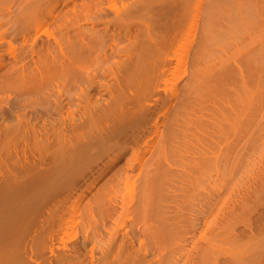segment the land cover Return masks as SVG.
I'll return each instance as SVG.
<instances>
[{"label":"bare ground","instance_id":"1","mask_svg":"<svg viewBox=\"0 0 264 264\" xmlns=\"http://www.w3.org/2000/svg\"><path fill=\"white\" fill-rule=\"evenodd\" d=\"M258 156L264 0H0V264H223Z\"/></svg>","mask_w":264,"mask_h":264},{"label":"rangeland","instance_id":"2","mask_svg":"<svg viewBox=\"0 0 264 264\" xmlns=\"http://www.w3.org/2000/svg\"><path fill=\"white\" fill-rule=\"evenodd\" d=\"M132 0H129L131 2ZM192 74V52H190L185 60V62L181 65L180 68L174 69L173 76L170 79L175 81L174 91L177 93H181L184 85L188 81L189 77ZM257 147L260 148L261 142L257 143ZM123 162L120 164L122 165ZM119 165V166H120ZM118 166V167H119ZM117 167V168H118ZM256 172L254 178H248L247 174L244 171L241 172L240 175V183H241V196L243 199V207L241 209L242 214L238 221V223L234 226V232L232 238L226 240L224 244V250L220 255V263L223 264H236L238 255V251L245 250L249 245L258 241V239L250 240V229L245 223L249 220L250 224L253 225L255 229L263 228V220L264 217V157L256 158ZM116 168V169H117ZM115 169V170H116ZM114 170V171H115ZM114 171L110 174L113 175ZM248 184V185H247ZM103 185V183H101ZM100 185V186H101ZM250 185V186H249ZM84 211H81V215L79 217V225L77 226V239L81 241L82 236V217ZM263 215V217H262ZM197 238L199 237V233L196 234ZM68 236H61L62 241H66ZM68 244V243H67ZM100 245V244H99ZM99 245H97L96 252L100 253ZM191 257L194 261H190L189 264H196L198 260V254L191 253ZM186 257H183L178 262L179 264H185L184 261Z\"/></svg>","mask_w":264,"mask_h":264}]
</instances>
